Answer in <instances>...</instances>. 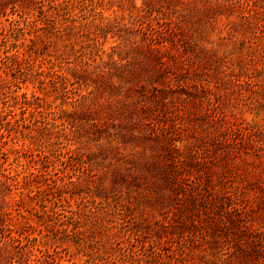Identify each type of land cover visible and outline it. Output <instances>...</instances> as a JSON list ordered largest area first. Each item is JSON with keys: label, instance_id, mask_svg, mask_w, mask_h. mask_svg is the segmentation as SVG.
<instances>
[{"label": "rangeland", "instance_id": "rangeland-1", "mask_svg": "<svg viewBox=\"0 0 264 264\" xmlns=\"http://www.w3.org/2000/svg\"><path fill=\"white\" fill-rule=\"evenodd\" d=\"M262 252L264 0H0V264Z\"/></svg>", "mask_w": 264, "mask_h": 264}, {"label": "trees", "instance_id": "trees-1", "mask_svg": "<svg viewBox=\"0 0 264 264\" xmlns=\"http://www.w3.org/2000/svg\"><path fill=\"white\" fill-rule=\"evenodd\" d=\"M52 125H53V124H52ZM38 190H39V189H38ZM12 240H17V239H15V238L12 237ZM154 253H156L157 256L160 257V252L154 251ZM262 253H263V254H262V257H263V259H264V252H262ZM143 261H145V260H143ZM113 264H114V263H113ZM132 264H147V262H146V263H144V262L141 263V259L138 258V259H133V263H132Z\"/></svg>", "mask_w": 264, "mask_h": 264}]
</instances>
